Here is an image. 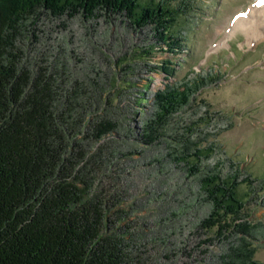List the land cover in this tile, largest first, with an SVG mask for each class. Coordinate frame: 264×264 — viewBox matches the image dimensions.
Here are the masks:
<instances>
[{
    "label": "rangeland",
    "instance_id": "rangeland-1",
    "mask_svg": "<svg viewBox=\"0 0 264 264\" xmlns=\"http://www.w3.org/2000/svg\"><path fill=\"white\" fill-rule=\"evenodd\" d=\"M253 1L172 0L182 9L176 27L185 43L175 52L160 43L152 24L137 27L104 11L89 18L44 12L29 26L31 54L63 60L77 77L115 96L117 129L108 136L118 146L112 174L131 206L132 253L139 264H244L241 258L249 252L250 259L264 264V39L257 47L241 46L245 34L239 30L227 46L210 50L225 34L218 25L227 27L234 13ZM149 46L152 54L145 60L137 55ZM163 60L168 73L160 69ZM116 76L118 89L112 86ZM145 83L150 89L144 90ZM184 85L192 88L189 103L169 114L160 135L144 143L143 128L154 117V92ZM196 147L211 150L191 171ZM211 169L222 177L236 174L247 230L203 225L213 203L200 180Z\"/></svg>",
    "mask_w": 264,
    "mask_h": 264
},
{
    "label": "trees",
    "instance_id": "trees-1",
    "mask_svg": "<svg viewBox=\"0 0 264 264\" xmlns=\"http://www.w3.org/2000/svg\"><path fill=\"white\" fill-rule=\"evenodd\" d=\"M181 10L172 0H0V264L140 263L132 253L131 206L112 174L118 146L108 136L117 129L115 96L77 77L63 60L31 54L29 26L44 12L89 18L104 11L137 27L152 24L160 43L175 52L185 45L176 27ZM147 49L137 55L145 60L152 54V47ZM165 62L159 66L168 73ZM117 79L112 86L118 89ZM184 86L154 92V117L143 128L144 143L160 135L169 114L189 103L192 88ZM210 150H191V171ZM235 181L236 174L202 173L200 182L213 203L204 226L248 229ZM250 253L238 251L244 255L241 263L257 264Z\"/></svg>",
    "mask_w": 264,
    "mask_h": 264
},
{
    "label": "bare ground",
    "instance_id": "bare-ground-1",
    "mask_svg": "<svg viewBox=\"0 0 264 264\" xmlns=\"http://www.w3.org/2000/svg\"><path fill=\"white\" fill-rule=\"evenodd\" d=\"M224 29L225 34L210 50H215L224 45L227 46L228 39L239 30L245 34L241 46L245 43L247 45L254 44V47H257L258 42L264 39V0H254L248 9L235 12L228 26L225 27L224 24H220L217 31L222 32Z\"/></svg>",
    "mask_w": 264,
    "mask_h": 264
},
{
    "label": "crops",
    "instance_id": "crops-1",
    "mask_svg": "<svg viewBox=\"0 0 264 264\" xmlns=\"http://www.w3.org/2000/svg\"><path fill=\"white\" fill-rule=\"evenodd\" d=\"M254 66V64L253 65H251V66H249V69L251 68V67H253ZM255 67V66H254ZM263 146H264V144H263ZM237 147H238V145H237V143L233 146V148H232V155H235V152L237 151ZM229 154V153H228ZM249 157V156H248Z\"/></svg>",
    "mask_w": 264,
    "mask_h": 264
}]
</instances>
